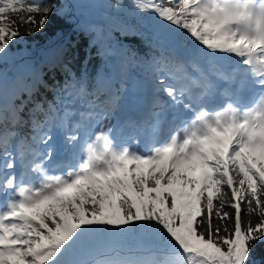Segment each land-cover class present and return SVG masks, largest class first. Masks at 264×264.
Segmentation results:
<instances>
[{
	"label": "snow or ice",
	"instance_id": "6c2138e0",
	"mask_svg": "<svg viewBox=\"0 0 264 264\" xmlns=\"http://www.w3.org/2000/svg\"><path fill=\"white\" fill-rule=\"evenodd\" d=\"M111 7L136 20L121 21L123 35L153 28L159 54L148 62L153 91L141 117L118 123L112 80L99 77L89 92L86 76L77 80L63 63L66 49L50 65L71 78L62 86L34 70L25 69L31 83L9 85L0 74V92L12 101L0 105V264H264V0H113ZM61 8L55 0H0V61ZM82 30L96 32L90 46L101 43V29ZM169 66H191L200 78L162 74ZM213 76L234 91L217 99ZM41 86L54 101L36 99ZM64 94L93 97L79 121ZM24 126L30 136L19 132ZM17 136L25 150L14 155ZM130 237L154 251H118ZM105 243L115 246L112 255L77 258Z\"/></svg>",
	"mask_w": 264,
	"mask_h": 264
},
{
	"label": "trees",
	"instance_id": "16d2710c",
	"mask_svg": "<svg viewBox=\"0 0 264 264\" xmlns=\"http://www.w3.org/2000/svg\"><path fill=\"white\" fill-rule=\"evenodd\" d=\"M57 7L61 8L59 14L54 10L49 23L43 31L36 32L34 35L25 36L24 43L13 46V55L7 61H0V74L6 78L10 84L18 79H23L31 83L32 77L29 71L34 70L43 76L49 85L53 84V76L62 86L65 78H69L68 73L61 67L50 68L55 60L56 54L62 49H66L63 56V63L67 64L72 73H75L76 79L86 76L88 90L91 92L99 77H107L112 80L114 89L120 96V106L123 105L124 91L127 87H135L138 79L152 85V70L148 67V62L153 55L159 52L152 45L153 28L151 24L145 23L138 25V31L135 35H123V25L121 21L136 25L134 17L126 13L118 12L111 7L113 0H55ZM87 26H96L102 31L101 43L90 46V41L96 36V32H87L82 30ZM73 45H75L73 47ZM103 46L104 54L98 55V48ZM135 53V57H132ZM193 69L189 67L169 66V71L184 75ZM169 78V77H168ZM163 95V94H161ZM47 98L48 101H54L55 96L52 91H47L43 86L36 93V99ZM21 98H24L23 96ZM93 97L88 96L83 101ZM167 97H164V99ZM78 99L74 96L64 94L65 107L73 109V102ZM101 100L105 97L101 96ZM11 98L0 92V105L10 104ZM16 104L20 100H15ZM59 107V105H57ZM27 111V110H25ZM63 111V109L61 110ZM3 126L0 125V131ZM19 132L28 134L31 131L29 126L19 128ZM20 136L13 138L10 142L9 150L18 145ZM32 144L31 140L28 141ZM35 146V145H33ZM20 150H25L19 148ZM4 157L0 150L1 159ZM140 239L128 238L121 242L118 251L126 252L128 249L136 251L137 254L148 255L153 249H140ZM115 247L112 244L105 243L99 245L91 253L83 254L78 259L92 261L106 255H112L110 248Z\"/></svg>",
	"mask_w": 264,
	"mask_h": 264
},
{
	"label": "rangeland",
	"instance_id": "374dc122",
	"mask_svg": "<svg viewBox=\"0 0 264 264\" xmlns=\"http://www.w3.org/2000/svg\"><path fill=\"white\" fill-rule=\"evenodd\" d=\"M136 84H137L138 88H139L141 91H143L144 93L147 94V99H146V100L142 99V102H145V103L147 104V103H148V100H149V98H150V96H151L152 90H153V89H152V86L149 85L148 83H145V82L141 81V80L137 81ZM123 115H124V114H123ZM120 119L123 120V119H124V116L121 117ZM128 131H129V130H128ZM126 132H127V131H126Z\"/></svg>",
	"mask_w": 264,
	"mask_h": 264
}]
</instances>
